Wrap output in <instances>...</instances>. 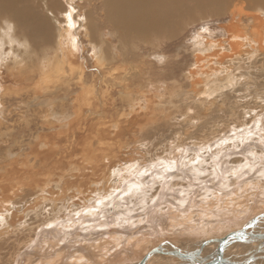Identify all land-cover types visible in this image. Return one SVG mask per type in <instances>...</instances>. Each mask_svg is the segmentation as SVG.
<instances>
[{"label":"bare ground","instance_id":"bare-ground-1","mask_svg":"<svg viewBox=\"0 0 264 264\" xmlns=\"http://www.w3.org/2000/svg\"><path fill=\"white\" fill-rule=\"evenodd\" d=\"M39 1L41 5L50 3ZM92 1L88 0L82 11L79 5L84 0H65L68 7L65 17L55 21V26L44 10L34 12L36 0H0V116L5 114L8 99L13 96L24 103L38 99L41 104L39 110H35L41 124L29 149L25 153L7 150L8 147L2 149L0 264H130L129 251L136 259L133 264H138L155 248L168 250L167 245L172 241H178L177 247L171 244L174 253L179 250L191 255L192 259L177 253L152 252L146 264H151L153 257L156 260L159 254L169 263L179 255L185 261L175 264H203L218 256L220 238L246 228L254 218L257 219L253 231L264 230V218L260 217L264 214V148L251 147L249 157H238L232 162L240 166L239 171L247 170L242 172L248 173L247 176L256 174L243 181L241 186L239 171L232 167L230 173L221 176L222 164L219 163L220 155L228 146L232 148L252 140L264 146V109L246 110L244 115L250 118L245 119L247 122L242 121L243 125L232 127L234 136L222 135L214 141L213 135L201 139L198 154L189 155V149L182 151L190 144L186 141L192 135L187 134L184 138L180 134L168 146L166 155L154 153L155 159L147 164L150 147L147 148L142 133L155 123L152 119L154 109H157L154 103H161L163 97H178L179 92L177 88L165 90L161 87L163 83L153 86L149 66L136 53V41H145L155 35L169 36L176 31L179 20H191L206 9L219 15L224 3L234 4L231 14L238 18L227 23L223 38H194L197 43L194 64L185 74L189 81L185 94L208 103L199 106L208 116L209 107L217 103L213 94L237 87L240 77L236 78L232 73L235 69L247 71L248 86L256 84L252 73L254 64L264 55V14L253 15L251 23L239 18L252 13L244 8L246 2L243 0H97L104 15L97 19V11L91 15ZM249 1L258 10H264V0ZM49 14L56 19L52 11L49 10ZM6 21L13 25L11 31L7 29ZM105 22L112 24L119 51L114 50L112 42L104 39L103 32L97 33L99 42L97 36L90 39L94 65L90 80L87 77L90 69L82 56L85 47L78 37H91L93 25ZM21 44L24 47L21 48ZM161 56L154 59L162 63ZM262 62V67L256 68L255 72L263 73L264 77V59ZM6 69L20 81L19 85L2 76ZM119 87L125 89L123 95H127L128 100L126 110L120 112L116 120L107 116L104 106ZM62 97L69 101L58 102ZM186 111L188 113H182L184 122L201 115L192 113L191 109ZM3 118L0 117V126ZM218 133L220 131L212 134ZM129 138L134 143L131 148ZM212 142L215 144L211 145ZM205 149L213 152L210 164L205 162L209 159L200 157V152L205 153ZM8 151L11 153L7 154ZM12 153L18 155L11 157ZM204 164L212 169H204ZM185 170L202 179L211 174L213 183L224 177L225 181L218 183L223 188L206 187L196 202L190 201L193 183L184 179ZM164 196L172 202L162 203ZM158 204V213L163 216L157 218L163 217L166 222H163L162 234L156 242L148 234L125 240L115 228L94 240L79 239L80 231H68L71 227L90 230L96 222L99 225L95 227L100 228L99 222H107L101 221L102 217H109L117 224L131 221L136 227L147 218L131 219L132 207L147 210ZM235 214H248L249 220L248 217L240 222L235 219L236 223L232 224L228 219ZM231 215L233 217L229 218ZM47 228L49 230H45ZM187 234L192 240L196 238L194 236L205 237H198V242L192 243H182L184 237L173 239L176 235ZM76 236L78 239H74ZM167 236L173 237L163 238ZM246 238L242 235L230 238L224 247L225 258L236 262L244 260L254 249L250 242L246 243ZM248 248V251H240ZM73 249L76 251L70 253ZM140 249H143L141 258L137 255ZM260 254H264V250ZM253 264H264V261Z\"/></svg>","mask_w":264,"mask_h":264},{"label":"rangeland","instance_id":"rangeland-1","mask_svg":"<svg viewBox=\"0 0 264 264\" xmlns=\"http://www.w3.org/2000/svg\"><path fill=\"white\" fill-rule=\"evenodd\" d=\"M48 1L50 2L48 5H45V4L41 5L40 1L36 0L37 7L36 8L33 7L34 12H41L42 10H44L45 14H47L51 18L50 19L51 23L57 26L55 21L62 20L65 17V14H66L65 10L68 7L66 6L65 0H48ZM87 1L88 0H84L83 3H80L79 8L82 9V11H85L84 10L85 7L83 5H85ZM243 1L246 2V5L244 6V8L247 11L252 12V13L249 15H241V17L239 18H243L244 20H247V23H251L253 21L252 20L253 15H256L259 13L264 14V10H258L257 6H255L249 0H243ZM74 4L75 6H77V1H75ZM91 7H92L91 15L97 11L98 13L97 19L104 16L102 6H100V2H98L97 0H93ZM232 9H235L234 4H230L226 2L224 3L222 7V12L219 15L213 14V12L210 9H206L203 14L198 15V16L195 15L196 17L194 16L193 19L191 20L189 18L188 20H179L178 22L180 23L176 26V31L173 34H170L169 36L164 35L160 37V35H155V36H152V38L150 39H146L145 41H136V45H137L136 53L138 57H142L145 60L146 64L149 66L151 77H152V85L154 86V85H157L158 83H163L161 87H164L165 90L166 88L168 89L177 88L178 89L177 92H179L178 97H172L170 99H169V96L163 97V99L161 100V103H154V106L157 107V109L156 108L154 109V116L152 115V119L155 120V123L153 126L148 127L142 133V138L145 139V141L147 142L146 143L148 145L147 148L150 147L149 148L150 153L148 155L149 158L147 157V161H148L147 164L151 163V161L155 159L154 153L156 154L158 152L157 154L166 155L167 153L165 152L167 151V149H169L168 146L171 143H173V141L176 140V137L180 134L184 138L188 137L187 134H189V137L192 135L190 139L186 141L187 144L189 143L190 144L186 145V148L182 149V151H184L185 149L187 150L189 149L190 151L189 155L190 154L192 155L193 153L198 154V152L201 150L200 148V146L202 145L200 143L201 139L203 140L213 135L211 137H212V140L214 141V139H217L222 135L234 136L235 134H233L231 131L232 127L241 126L243 125L244 121L247 122V120L245 119L250 118L249 116L245 117L244 114L246 110L251 109V108H256L257 110H260V108L264 109V77H263V73L259 74L255 72L256 68L260 69L262 67L261 65L263 64L262 61L264 59V55H261L263 59L260 58V61H257V63H255L253 67L254 68L253 70L255 73V74L252 73L253 76H255L253 82H256V84L252 83L251 85H249L250 86L249 87L246 84L248 81L245 80L247 78L246 76L249 75L247 71L245 72L244 68L241 70L235 69L232 73L236 75L235 76L236 78L240 77L237 87L236 88L228 87V88H225L221 93L213 94L214 95L213 97L215 100H217L216 101L217 103H215L216 105L212 104L209 107V111L207 114L209 113L210 114L208 116L204 115V109L199 107L201 105L205 106L208 103L201 102L200 100L198 101L197 99H194L191 97L189 98L185 94V91L189 89V81L188 79H186L187 76L185 74L187 73V71H189V68L193 66L194 64V53H195L194 51L197 46V43H195L194 38L196 36L209 37L210 39H213V40H218V39L223 38L224 28L227 25V23L230 22L231 19L238 18L235 15L231 14ZM49 10L54 13V15L56 16V19L53 18L49 14ZM23 11L25 12V9H23ZM80 12L81 10L79 11V13ZM88 19L91 22L92 19L90 15L88 16ZM102 32L104 33V39L108 40L109 42H112L114 45V50L117 51L119 49V42L116 41V38L113 35L114 30H113L112 24L108 22H105L104 24H98V26L93 25V31H92L91 37H85L84 35H83V38L80 37L81 39L78 37L79 43L85 47V49L82 51V56L85 59V61H87L88 68L90 69L87 75V77L90 78V80L93 79L92 78L93 73L91 71H92V68H94L93 67L94 65H93V61L91 60L92 48H91V44L89 43V40L96 39L97 33L103 34ZM198 32H201L200 35L199 34L197 35ZM97 38L99 42L100 35H98ZM225 44L226 43L224 42L223 45ZM161 55L165 57L162 63L157 62L154 59L155 56H161ZM142 58L141 60H143ZM4 72H5L4 75L1 73L2 76L9 77L12 79L11 81H16L18 85L20 84V81L17 80L15 76L10 75V72L8 69H6V71ZM124 92H125V89L122 87H119L118 90H116L113 93L112 95L113 98L104 106V108L106 109V114L109 118L114 117V119L118 120L119 113L122 112L124 109L126 110V104H127L128 97L127 95H123ZM13 97L14 98L12 97L9 98L10 100L8 99V103L5 106V112H4L5 114H1L0 116L1 118L4 117L3 123L0 126V148H1L0 149V163L4 162L3 161L4 152H2V149L4 148L8 147L7 150H10V151L18 150L17 152L25 153V151L29 149L30 142L36 139V136L38 135L37 127L41 124L37 111L35 113V110H39L41 106V104H39L37 101L38 99H34V100L29 99L27 100L28 102L24 103V102H21L18 98H15L16 96H13ZM61 100L67 103L69 101V98L62 97L61 99L58 100V102H60ZM204 101H206V98L204 99ZM187 109L189 110L191 109L192 113L194 114H198V113L201 114L200 117L193 118L190 120V122H186V121L184 122L183 114L188 113L186 111ZM159 112L161 113L163 112V113L161 114ZM11 113L14 115H12ZM17 117L19 119H16ZM164 118L166 119V121L164 120ZM160 119L161 121H158ZM23 120L24 121L26 120V121L24 122ZM29 120L30 122H28ZM242 121L243 123H241ZM16 122L19 123V125ZM190 128L192 132L191 130H188ZM215 131H220V133H218L215 136L214 134H212ZM192 138L196 140L194 141ZM197 139H199V141ZM127 140L129 142V148H131L134 145V143L131 140V138ZM191 140L193 142H190ZM195 142L196 143L199 142L200 145L197 143L199 145L197 146ZM214 144L215 143L212 142L211 145H214ZM193 145H196L194 146L195 148L193 147ZM256 145L259 150L264 148V146L262 147L260 144L258 143L256 144L255 140H252L250 142L245 141V143L239 145L241 147L233 145L232 148L235 147L233 148L234 150H232L231 146H228L226 149L227 151L225 150V152L222 153L219 157V163L222 164L221 176H223V173H227V172L230 173V170L232 171L231 169L232 167H235V169L239 171L241 169L240 166L237 164H233L232 162L238 157H245V156L249 157L250 155H248V152L250 151L251 147H255ZM10 151H8L7 154L11 153ZM204 151L206 152L204 153L202 151L203 154L202 152H200V157L203 158L204 160L209 159V161L205 160V162L207 164L208 163L210 164L211 157H212L211 155H213V152H211L210 150L207 151V149H205ZM17 155L18 153L10 154L11 157H15ZM202 167L204 169L205 168L212 169V168H209L208 165H205V164ZM177 171L178 170H176V172ZM246 171L245 170L239 171L238 175L240 177L236 175L237 177H239L238 178L239 186H241L244 183L243 181L247 179H251L256 176V174L255 175L250 174L247 176L248 173H242ZM145 173L147 174L148 171ZM191 174L192 173L190 172V170L189 171L185 170V175L183 177L185 180H187V182L193 183V188H192V193H191L192 198H190V201L194 200L195 202L203 194L206 187L212 186V188H223V186L221 185L219 186L218 183H220V181L224 182L226 179L224 177L223 178L220 177V179L215 180V182L217 183H213L211 180V177H212L211 174L210 175L207 174L206 177L203 179L201 177L200 178L194 177L193 174L192 175ZM198 179H201V180L198 181ZM202 181H206L205 182L206 184H202ZM166 190L170 191V189L168 188ZM176 194L178 197H181L179 192H176ZM249 194L247 195V197L249 196ZM167 195H174V194H167ZM162 198H163V200H161L162 203L172 202V200L167 199L165 196ZM256 199H258V197ZM158 206L159 204L157 205V207L152 205L147 210L146 209L137 210L134 207H132L133 211H131L130 213L131 219L133 217L135 218L139 216H143L147 218V219H144V222L138 225H135L136 227L132 226L131 221H127V223L122 222V223L117 224L113 221H110L109 217L107 218L102 217L101 221L102 220L107 221V222H99L103 227L102 226L100 228L95 227V225L98 224V222H96V224L93 225L90 230H83L80 227L78 229L71 227V230H68V231L69 232H74L76 230L80 231L82 235L79 237V239L94 240L97 237H100L101 234L108 232L107 230L115 228V229L120 230L119 234H121L125 240H127L128 237H131L134 235L143 236L145 234H148L150 235V237L154 238L155 241L153 240V242H156L162 234L160 229L163 226V222H166V220L163 217H161L162 219L157 218L158 216H163V214L160 215L158 213ZM230 213L232 212L230 211ZM248 214L247 215L235 214V217L231 215L229 218L231 217L233 218L228 219V220H232L231 221L232 224L236 223L234 221L235 219H239V222H240V220H243V219L246 220V218L248 217L247 220H249ZM45 230H49V228ZM258 230L259 229H256L255 231L264 232L263 228L260 231ZM180 236L176 235L174 237L173 236L171 237H173V239H176V237L179 239L184 237L181 240L182 243L183 242L192 243V241L201 238V236L202 238L205 237V235L204 236L203 235L194 236L196 238L192 237L194 238V240H192L189 234L180 235ZM169 237L170 236L163 237V238L165 239ZM74 239H78V236L74 237ZM196 242H198V240H196ZM177 243L178 241H174V242L172 241L170 242V245H167V246L171 247V244H173V246L175 247ZM124 244L126 245L127 243L125 242ZM239 246H242V245L239 244ZM142 250L143 249H140V251L137 253V255L140 258H141L140 253L142 252ZM198 250H199L198 252H200V249ZM75 251L76 249L70 250V253L75 252ZM161 252L162 251H158L157 254ZM128 255H131L132 260L130 264H133V262L136 260L135 257L132 256L133 254H131L130 251ZM177 257H179L178 261H180V258L182 262L185 261V258L179 255ZM232 257H234L233 254H232ZM202 260H204V258H202ZM168 261L169 260L166 257H164L162 254H159L158 257L156 256V260L153 257V259L151 260V264H175L176 263L174 261L169 263ZM199 261L201 260L199 259Z\"/></svg>","mask_w":264,"mask_h":264},{"label":"water","instance_id":"water-1","mask_svg":"<svg viewBox=\"0 0 264 264\" xmlns=\"http://www.w3.org/2000/svg\"><path fill=\"white\" fill-rule=\"evenodd\" d=\"M260 217L264 218V214H262ZM256 219L254 218L250 224L247 225L246 228H242V229H237L234 232L229 233V235L224 236L222 238H220L219 240V246H218V256L215 257L214 259L203 263V264H253L256 261H264V254H260V252L262 250H264V232L260 231V232H256L253 231V229L256 227ZM248 228L250 230H248ZM247 237L246 239V243L250 242L251 247L254 248L250 251V254L248 256H246V258H244V260L242 261H233L231 259H227L224 256V247L225 245L230 241V238L234 237ZM238 239L239 238H235ZM241 240V239H240ZM243 241V240H241ZM257 243V244H254ZM160 251L159 248H155L153 249L149 254H151L152 252H158ZM177 254H180L188 259H192L191 255L188 254H182L181 251L176 250ZM176 253H168V254H174L176 255ZM149 254H146L145 257L141 260L140 263L138 264H146V261L149 258Z\"/></svg>","mask_w":264,"mask_h":264},{"label":"crops","instance_id":"crops-1","mask_svg":"<svg viewBox=\"0 0 264 264\" xmlns=\"http://www.w3.org/2000/svg\"><path fill=\"white\" fill-rule=\"evenodd\" d=\"M166 247V246H165ZM175 247H177V246H175ZM250 248H248V249H240V251L242 250V251H248ZM163 250V249H162ZM174 249L172 248V247H169V249L168 250H163L162 252H170V253H174ZM178 259H179V257H176V259L174 260V262H176V263H180V262H182L181 261V259H180V261H178Z\"/></svg>","mask_w":264,"mask_h":264},{"label":"clouds","instance_id":"clouds-1","mask_svg":"<svg viewBox=\"0 0 264 264\" xmlns=\"http://www.w3.org/2000/svg\"><path fill=\"white\" fill-rule=\"evenodd\" d=\"M5 23H6L7 29H8L9 31H11L13 25H12L11 23H8L7 21H6ZM20 47L22 48V47H24V45L21 44ZM161 57H162V59H160ZM161 57H159V59H160L161 61H163V60L165 59V57H164V56H161Z\"/></svg>","mask_w":264,"mask_h":264},{"label":"snow or ice","instance_id":"snow-or-ice-1","mask_svg":"<svg viewBox=\"0 0 264 264\" xmlns=\"http://www.w3.org/2000/svg\"><path fill=\"white\" fill-rule=\"evenodd\" d=\"M205 31H206V29H205ZM160 59H162V57ZM165 171H169V169H165Z\"/></svg>","mask_w":264,"mask_h":264}]
</instances>
